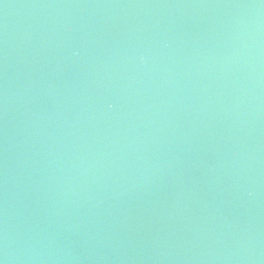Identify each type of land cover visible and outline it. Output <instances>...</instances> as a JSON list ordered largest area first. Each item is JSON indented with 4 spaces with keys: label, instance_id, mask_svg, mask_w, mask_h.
<instances>
[{
    "label": "water",
    "instance_id": "95a60500",
    "mask_svg": "<svg viewBox=\"0 0 264 264\" xmlns=\"http://www.w3.org/2000/svg\"><path fill=\"white\" fill-rule=\"evenodd\" d=\"M0 264H264V0H0Z\"/></svg>",
    "mask_w": 264,
    "mask_h": 264
}]
</instances>
